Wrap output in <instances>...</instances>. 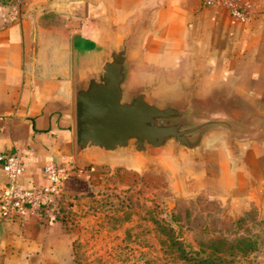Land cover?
<instances>
[{"label":"crops","instance_id":"1","mask_svg":"<svg viewBox=\"0 0 264 264\" xmlns=\"http://www.w3.org/2000/svg\"><path fill=\"white\" fill-rule=\"evenodd\" d=\"M241 2L245 22L220 1L0 0V151L22 153L21 186L42 185L52 162L67 167L63 193L81 192L75 165L98 159L76 156V77L98 63L107 26L122 36L139 25L134 83L175 96L196 78L198 96L222 93L233 118L260 127L233 145L215 132L201 152L181 159L160 148L173 157V190L264 204V0ZM127 157L140 159L116 158ZM3 180L0 164V187ZM73 240L53 216L0 220V264H73Z\"/></svg>","mask_w":264,"mask_h":264},{"label":"rangeland","instance_id":"2","mask_svg":"<svg viewBox=\"0 0 264 264\" xmlns=\"http://www.w3.org/2000/svg\"><path fill=\"white\" fill-rule=\"evenodd\" d=\"M152 152L161 167L138 157L75 163L83 188L62 192L56 214L73 233V264H190L179 250L202 256L231 243L253 249L218 264H264V204L173 190L171 152Z\"/></svg>","mask_w":264,"mask_h":264},{"label":"water","instance_id":"3","mask_svg":"<svg viewBox=\"0 0 264 264\" xmlns=\"http://www.w3.org/2000/svg\"><path fill=\"white\" fill-rule=\"evenodd\" d=\"M140 28L119 36L107 26L98 63L76 77L77 157L106 161L138 155L145 165L161 167L152 149L172 148L181 159L182 152H201L215 132H226L233 145L260 129L233 118L222 93L198 96L196 78L175 96L156 94V83H134L133 45Z\"/></svg>","mask_w":264,"mask_h":264},{"label":"built area","instance_id":"4","mask_svg":"<svg viewBox=\"0 0 264 264\" xmlns=\"http://www.w3.org/2000/svg\"><path fill=\"white\" fill-rule=\"evenodd\" d=\"M216 1L227 7L237 20H249L250 12L241 0H205V4L211 5ZM0 164L4 178L0 187V220H11L25 212L56 217L58 199L62 195L64 181L68 175L67 167L57 166L52 162L46 163L42 168L45 179L43 184L28 188L20 184V176L25 169L20 151H0Z\"/></svg>","mask_w":264,"mask_h":264},{"label":"trees","instance_id":"5","mask_svg":"<svg viewBox=\"0 0 264 264\" xmlns=\"http://www.w3.org/2000/svg\"><path fill=\"white\" fill-rule=\"evenodd\" d=\"M239 247L242 246L234 245L231 243L228 245L229 250L226 251V249H223V253L212 252L210 254H205L202 256H200L196 251H192L191 253H189L182 249L179 250V257L190 264H218L224 261L223 259L227 253L233 254L234 249L238 248L242 252H247L248 250L253 249L251 246L247 248L246 246H243L242 249Z\"/></svg>","mask_w":264,"mask_h":264}]
</instances>
